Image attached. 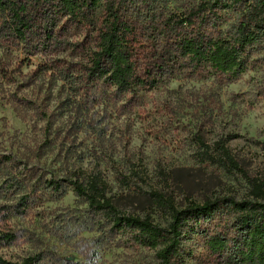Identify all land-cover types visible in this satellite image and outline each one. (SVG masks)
<instances>
[{"label":"trees","instance_id":"obj_1","mask_svg":"<svg viewBox=\"0 0 264 264\" xmlns=\"http://www.w3.org/2000/svg\"><path fill=\"white\" fill-rule=\"evenodd\" d=\"M65 23L87 28L94 49L83 60L56 59L38 67L40 74L62 83L78 115L67 133L66 147L57 152L63 154L64 174L47 177L44 166L24 165L30 176L22 181L6 169L30 159L0 155V200L11 196L15 200L12 206L0 203V247L18 240L7 227L13 215L41 205L46 193L60 200L71 187L92 216L101 220L103 235H117L131 246L152 251L157 264H189L193 252L186 246L188 240L202 247L208 263L264 264V180L245 175L226 139L209 146L196 137L195 159L207 169L245 177L248 194L241 200L217 197L178 209L153 192L148 195L153 209L143 216L124 215L114 206L115 195L102 172L76 166L85 160L77 139L83 125L76 120L86 108L90 86L103 82L121 92L134 87L152 90L164 79L202 73L221 84L234 83L257 66L256 56L264 50V0H0V44L27 55L74 49L63 38L69 30ZM0 73L6 82L10 79L1 62ZM134 179L141 182L144 176L131 170L120 183L128 191L143 193ZM157 212L167 217L165 226L157 223ZM42 261V254H36L17 262L0 259V264Z\"/></svg>","mask_w":264,"mask_h":264},{"label":"rangeland","instance_id":"obj_2","mask_svg":"<svg viewBox=\"0 0 264 264\" xmlns=\"http://www.w3.org/2000/svg\"><path fill=\"white\" fill-rule=\"evenodd\" d=\"M63 27L69 29L63 38L74 49L30 56L0 44V62L10 74L6 82L0 73V155L30 159L7 167L12 178L27 181L30 175L24 167L36 165L44 166L47 177L64 174L63 154L57 152L66 147L78 115L62 83L40 74L38 67L56 59L83 60L94 43L87 28L66 23ZM256 59L257 66L231 84L202 73L164 79L152 90L134 87L121 92L103 82L90 86L86 108L76 120L83 125L77 139L85 156L76 166L102 172L115 195L114 206L124 215L143 216L153 209L148 196L153 192L178 209L217 197L246 198L248 184L241 174L213 171L196 162V137L209 146L226 139L245 175L264 180V50ZM131 170L143 174L141 182L133 180L143 193L128 191L120 183ZM68 189L60 200L46 193L41 205L13 215L7 227L18 240L0 247V259L17 262L42 254L41 264H157L152 251L131 246L117 235H103L101 220ZM0 203L12 206L15 200L11 196ZM155 219L166 225L165 214L157 212ZM186 242L193 252L189 264H212L203 257L201 246Z\"/></svg>","mask_w":264,"mask_h":264}]
</instances>
